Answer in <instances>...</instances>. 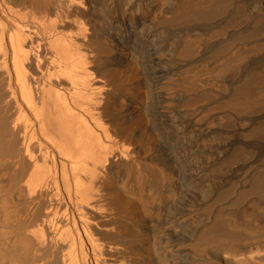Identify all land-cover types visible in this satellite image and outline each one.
Returning a JSON list of instances; mask_svg holds the SVG:
<instances>
[{
	"label": "bare ground",
	"instance_id": "1",
	"mask_svg": "<svg viewBox=\"0 0 264 264\" xmlns=\"http://www.w3.org/2000/svg\"><path fill=\"white\" fill-rule=\"evenodd\" d=\"M108 1L46 0L36 11L25 0H0V164H19L21 191L49 203L37 227L13 233L14 210L0 194V264H29L34 245L58 253L54 264H111L113 256L116 264L190 261L175 253L180 242L171 238L190 232L195 222L160 215L159 199L176 195L164 183L170 174L142 162V138L159 136L170 168L198 157L193 145L175 144L192 132L191 120H180L184 114L154 91L173 62L157 58L166 46L157 32L144 33L142 0H129L114 18ZM252 87L241 86L234 100L246 105ZM8 105L14 109L7 114ZM259 176L252 187L263 195L264 174ZM6 181L0 178V185ZM206 186L198 175L184 173L177 190L202 192ZM232 217L218 214L201 242L193 236L186 243L233 254L224 232L241 225ZM248 259L264 264V245L249 250Z\"/></svg>",
	"mask_w": 264,
	"mask_h": 264
},
{
	"label": "rangeland",
	"instance_id": "2",
	"mask_svg": "<svg viewBox=\"0 0 264 264\" xmlns=\"http://www.w3.org/2000/svg\"><path fill=\"white\" fill-rule=\"evenodd\" d=\"M109 1L114 18L122 14L129 0ZM45 3L25 0L27 9L36 11ZM202 10L212 12L209 16L194 15ZM183 11L194 16H185ZM142 12L147 14L144 33L155 31L166 44L157 58L173 62L168 65L172 72L163 76L154 91L166 95L168 107L172 105V110L184 114L180 120H191L192 132L181 135L175 144L193 145L198 156L185 166L170 168L159 149L163 136L142 138V162L167 170L170 179L164 183L173 186L176 193L173 201L167 199V193L159 199L160 215L195 222L190 232L172 235L173 243L180 242L175 253L189 259L188 264L206 258L213 264H258L248 257L249 250L264 245V193L258 194L252 187L253 181L264 174V0H142ZM98 23L102 31L105 25ZM244 85L253 87L249 90L250 102L240 105L233 95ZM164 108L160 111L169 112ZM13 109L8 105L5 111L8 114ZM136 131L134 128L131 134L135 136ZM19 170V164L16 169L5 161L0 164V178L7 180L0 185V194L8 197L13 207L9 224L13 233L37 227L49 207L46 197L30 198L21 191ZM184 173L198 175L207 186L202 192H179L178 183ZM218 214L229 219L234 216L236 220L231 219L241 225L231 240L230 234L236 231L224 232L225 244L236 248L231 255L226 250L218 254L209 245L194 246L208 235L206 227ZM242 224L250 226L241 229ZM193 236H199L197 241L186 243ZM34 246L27 256L29 264L57 262L58 253L52 256L51 250ZM114 259L110 258L111 264L119 260Z\"/></svg>",
	"mask_w": 264,
	"mask_h": 264
}]
</instances>
